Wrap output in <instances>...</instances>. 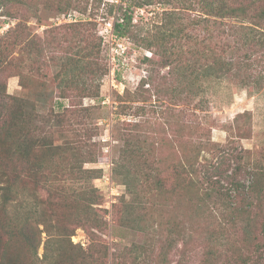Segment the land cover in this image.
Returning <instances> with one entry per match:
<instances>
[{"label": "trees", "instance_id": "obj_1", "mask_svg": "<svg viewBox=\"0 0 264 264\" xmlns=\"http://www.w3.org/2000/svg\"><path fill=\"white\" fill-rule=\"evenodd\" d=\"M101 2L49 0L41 5L43 11L85 12L89 5L97 11ZM160 2L174 6L163 11L155 36L145 45L156 49L155 54L164 60L162 65L171 64L174 72L182 67L189 74L198 72L190 63L181 65L180 54H175V58L172 54L177 51L175 39L193 37L185 33V26H200L207 39L222 35L232 38V43L221 44L229 60L214 59L212 65L206 63L199 67L206 80L220 82L231 76L242 86L258 81L251 72L255 57L264 51V0ZM124 3L112 23L111 33L115 37L129 34L134 9L151 4L150 0H124ZM8 4L15 9L38 10L30 0H4V5ZM114 7L111 5L107 14L111 15ZM11 12L6 11L12 16ZM37 17L41 19L39 14ZM83 27L89 32L79 34L77 30ZM26 28L17 23L0 37V64L15 46L24 43L22 52L29 55L38 74L46 76L43 68H53L55 85L49 87L42 80L34 100L7 94L0 88V264H107L108 246L100 237L106 229V221L98 206L101 196L92 183L101 169L84 168L86 162L97 159L92 150L96 143L88 142V149L82 152V140L62 135L72 119L81 120L94 109L93 106H77L74 100L99 96L101 79L108 71L101 56V39L92 33L95 30L92 21L50 27L44 30L43 36L30 33ZM64 29L76 33L68 40L63 35ZM170 41L173 42L167 46ZM18 76L19 85L26 88L25 76ZM204 92L188 87L186 93L174 91L169 95L173 101L183 97L184 105H188ZM206 102L204 98L194 107L203 112ZM119 108L116 124L122 143L112 173L124 186L120 195L121 224L155 236L158 226L155 222L148 223L141 211L145 208L143 204H148V198H199L207 210L203 220L208 244L198 264H221V259L223 264H264L263 164L255 159L244 162L229 144L213 141L212 127L206 125L208 121L203 116L200 119L203 122L175 121L187 128L193 138L176 163L163 166L164 161L159 160L156 149L164 138L156 140L144 135L142 139L139 128L163 124L171 130L174 119L184 114L183 109L176 110L161 101L145 106L123 104ZM147 113L154 116L150 119ZM121 114L139 115L142 119L125 122ZM60 138L63 140L56 142ZM66 180L86 181L88 186L78 197L65 198L63 193L71 187L59 182ZM27 184L33 190L30 194L20 190V185L25 188ZM39 190L53 192L41 199ZM82 199L85 203L80 214L77 208ZM77 228L83 229L90 238L86 248L70 240ZM193 232L198 231L192 222L181 227L170 223L163 238L151 237L143 244L119 248L114 256L120 264H126V258L128 264H184L188 244L195 237ZM179 244L182 250L178 249ZM41 245L43 252L38 256L37 249ZM175 251L180 252L178 259L172 258V255L176 257Z\"/></svg>", "mask_w": 264, "mask_h": 264}, {"label": "rangeland", "instance_id": "obj_2", "mask_svg": "<svg viewBox=\"0 0 264 264\" xmlns=\"http://www.w3.org/2000/svg\"><path fill=\"white\" fill-rule=\"evenodd\" d=\"M43 1L49 0H30L32 6L36 5L38 9L35 11L25 7L15 9L9 4L5 6L4 0H0V37L4 36L5 32L17 23L26 25L28 32L38 36H43L44 30L47 28L62 26L70 22L92 21L95 23V30L92 33L101 39V56L107 64L108 71L101 79L98 97H83L74 100L76 104L78 103L77 106L79 104L93 106L94 109L81 120L72 119V124L67 127V130H63L62 135L67 136L68 139L82 140L84 145L81 148L82 152H86L88 149L86 145L88 142L96 143L92 150L97 154V159L95 162H86L84 168L101 169L99 177L93 179L92 183L101 196L98 206L100 214L106 221V229L100 237L102 242L108 246L107 264H120L118 258L114 256L119 248L143 244L152 238L154 240L157 237L163 238L170 223L179 224L181 227V225L186 226L188 222H192L198 232H193L195 237L191 244H188L183 263L198 264L208 244L204 238L206 223L203 220L207 210L202 207L203 203L199 198L189 200L187 198H162L161 196L148 198V204L145 205L144 203L145 208L141 211L148 223L155 222L158 226L155 236L154 234H146V232L144 233L133 226L121 224L122 198L120 195L124 192V186L114 179L112 173L114 161L122 143V139L118 135V123L116 124L119 106L123 104L130 106L154 105L161 101L166 102L168 106L176 110L183 109L184 114H179L174 122L177 119L179 121L194 122L198 120L203 122L200 119L204 116L208 121L206 125L212 127L211 138L213 141L223 145L229 144L244 162H247L248 159H255L264 166V51L255 57V64L251 72L258 81L247 86L240 85L236 78L231 76L223 78L220 82L217 80L208 81L199 67L206 63V65H212L214 59L229 60L230 56L224 53L221 44L232 43L231 37L222 35L221 38L210 40L206 38L204 29L200 26L187 28L185 26V33L193 37L187 39V36H183L181 39H175L177 41H170L166 45L170 46L171 42L176 44L177 51L172 55L180 54L178 56H180L181 65L190 63L198 70L197 73L191 74L187 73L183 67L174 72L171 64L162 65L164 60L155 54L156 49L148 48L145 45L147 40H151L155 36L154 32L157 24L161 21L163 11L172 8L174 6L172 4H163L160 0H150L151 4L134 9L129 34L115 37L111 33L112 23L120 15L119 6L125 4L124 0H102L97 11H93L89 5L85 12L70 10L60 13L51 10L43 11L44 8L41 5ZM111 5L115 7L112 14L109 15L107 10L110 9ZM9 10H12L11 15L13 17L7 15L6 11ZM37 14H39L40 20ZM64 14H71L72 20L75 21L58 22V18L61 19ZM77 31L79 34L82 31L89 32L86 27ZM75 33L76 31L70 29L63 31V35L68 40ZM194 36L197 38L195 39ZM67 43L69 44L70 41ZM23 45L24 43H20L15 46L10 56L6 58L8 62L4 61L0 64V88H4L7 94L34 100L42 80L49 87H54L55 83L52 81L53 68H43L46 76L38 74L37 66L35 68V65L31 64L29 55L22 52ZM240 59L242 60V56ZM236 72L237 70L234 71V73ZM18 74L25 76L26 88L19 85ZM188 87L195 90H205V92L188 105H184L183 97H180L179 100L175 99V101L170 98L174 91L186 93ZM172 89L175 90L171 91ZM204 98L207 101V107L205 111L200 112L194 106ZM63 102L68 103L67 100H63ZM120 116L125 122L142 119V116L139 117V115L121 114ZM147 116L151 119L154 115L147 113ZM172 126L175 129H167L163 124L144 125L143 128H139L142 139L144 135L156 140L164 138L156 149V153L161 157L159 160L164 161L162 162L163 166L176 163L190 138H193L191 132L179 123L175 122ZM62 140L63 138H60L56 142ZM59 183L71 187L63 193L65 198L76 197L88 186L86 181L72 183L71 180H66ZM20 190L26 194L33 191L28 184L25 188L20 185ZM50 192L39 190L38 195L41 199H45L47 194L50 195ZM84 203L85 200L82 199L78 205L77 209L80 214H83ZM215 235L218 234L215 233ZM70 240L83 248H86L90 243L89 236L81 228L75 230ZM180 247L179 244L178 249L182 250ZM42 252L41 245L37 249L38 256ZM175 253L176 257L172 255V258L178 259L180 252L175 251ZM221 261L223 264V259ZM126 264H128L127 258Z\"/></svg>", "mask_w": 264, "mask_h": 264}, {"label": "built area", "instance_id": "obj_3", "mask_svg": "<svg viewBox=\"0 0 264 264\" xmlns=\"http://www.w3.org/2000/svg\"><path fill=\"white\" fill-rule=\"evenodd\" d=\"M70 22V21H75V20H72V15L71 14H67V15H62V18H58V22Z\"/></svg>", "mask_w": 264, "mask_h": 264}]
</instances>
